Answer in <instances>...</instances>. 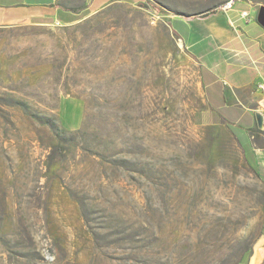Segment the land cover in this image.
Returning a JSON list of instances; mask_svg holds the SVG:
<instances>
[{
  "label": "rangeland",
  "instance_id": "rangeland-1",
  "mask_svg": "<svg viewBox=\"0 0 264 264\" xmlns=\"http://www.w3.org/2000/svg\"><path fill=\"white\" fill-rule=\"evenodd\" d=\"M99 1L0 23V264H264V178L199 124L200 61L165 19L198 1Z\"/></svg>",
  "mask_w": 264,
  "mask_h": 264
},
{
  "label": "crops",
  "instance_id": "crops-1",
  "mask_svg": "<svg viewBox=\"0 0 264 264\" xmlns=\"http://www.w3.org/2000/svg\"><path fill=\"white\" fill-rule=\"evenodd\" d=\"M59 1L0 0V23L48 19L71 24L73 17L89 12L96 2L101 4L92 0L91 7L75 13L62 9ZM122 1L135 5L146 0ZM197 1L198 6L190 15L165 14L173 34L200 61L204 109L196 118L199 124L224 125L234 131L242 149L245 146L254 155L258 172L264 178V151L257 149L249 137L258 126L256 114L264 115V94L258 90V84L264 81V28L250 18L252 6L235 3L226 11L224 6L235 0ZM244 13L249 21L242 17Z\"/></svg>",
  "mask_w": 264,
  "mask_h": 264
},
{
  "label": "built area",
  "instance_id": "built-area-1",
  "mask_svg": "<svg viewBox=\"0 0 264 264\" xmlns=\"http://www.w3.org/2000/svg\"><path fill=\"white\" fill-rule=\"evenodd\" d=\"M233 6H234V1H229V2L224 6L223 9L226 10V11H229V10L232 9ZM151 16H152V20H153L154 22H156V21H163V19H164V16L160 15V14L157 13L156 11H153V12L151 13ZM242 17H243V18H246V19L249 20V18H248L249 16H248L247 13H244ZM258 90L264 94V81H262V82H260V83L258 84Z\"/></svg>",
  "mask_w": 264,
  "mask_h": 264
},
{
  "label": "trees",
  "instance_id": "trees-1",
  "mask_svg": "<svg viewBox=\"0 0 264 264\" xmlns=\"http://www.w3.org/2000/svg\"><path fill=\"white\" fill-rule=\"evenodd\" d=\"M88 11H86V12H84V13H82L81 15H79V16H75V17H73V19H72V22H76V21H78V20H80L81 18H83V17H85L86 15H88ZM82 16V17H81ZM48 20V19H47ZM43 21H46V20H43ZM234 132V131H233ZM234 134L236 135V133L234 132ZM243 151H244V153H245V155H246V160L252 165V167H253V169L258 173V169H257V166H256V163H255V157H254V155L251 153V151L247 148V147H245V146H243Z\"/></svg>",
  "mask_w": 264,
  "mask_h": 264
},
{
  "label": "water",
  "instance_id": "water-1",
  "mask_svg": "<svg viewBox=\"0 0 264 264\" xmlns=\"http://www.w3.org/2000/svg\"><path fill=\"white\" fill-rule=\"evenodd\" d=\"M257 22L258 24L264 28V6L260 7L257 14ZM257 125L260 130L264 129V115L262 113L256 114Z\"/></svg>",
  "mask_w": 264,
  "mask_h": 264
}]
</instances>
